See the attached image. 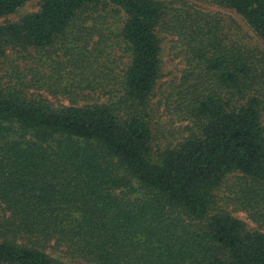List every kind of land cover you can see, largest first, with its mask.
Here are the masks:
<instances>
[{
	"label": "trees",
	"instance_id": "obj_1",
	"mask_svg": "<svg viewBox=\"0 0 264 264\" xmlns=\"http://www.w3.org/2000/svg\"><path fill=\"white\" fill-rule=\"evenodd\" d=\"M211 1L261 47L167 0H42L0 25V263L264 264V0ZM167 34L175 143L154 125Z\"/></svg>",
	"mask_w": 264,
	"mask_h": 264
},
{
	"label": "rangeland",
	"instance_id": "obj_2",
	"mask_svg": "<svg viewBox=\"0 0 264 264\" xmlns=\"http://www.w3.org/2000/svg\"><path fill=\"white\" fill-rule=\"evenodd\" d=\"M42 0H30L24 5L19 7L14 13L0 17V25L4 23L17 22L21 20L25 15L34 12L39 9ZM175 2L177 6L182 3L195 8L204 10L209 13L217 14L224 19L228 28L231 31H236L239 36L255 47H261V42L255 35L254 31L245 22V20L232 9L220 6L211 0H167ZM183 5V4H182ZM122 23L119 21L114 28L119 29L118 26ZM183 45L175 35L167 34L164 36L162 43V72L163 75L159 79L153 102L159 112L156 115L154 125L161 129L160 136L163 139V143L177 142L179 140L178 128L182 122L177 121L176 117L170 109V104L167 102V96L171 91L172 82L178 80L182 75L183 70L186 67V62L183 53ZM53 99V97H52ZM240 180L239 174L231 175L221 187L219 196L229 195L233 193L236 183ZM234 206H231L233 209ZM235 215L249 224L250 227L255 228L256 225L249 218L246 211L236 210ZM4 264V263H0Z\"/></svg>",
	"mask_w": 264,
	"mask_h": 264
}]
</instances>
